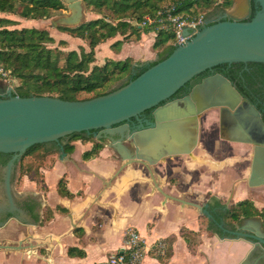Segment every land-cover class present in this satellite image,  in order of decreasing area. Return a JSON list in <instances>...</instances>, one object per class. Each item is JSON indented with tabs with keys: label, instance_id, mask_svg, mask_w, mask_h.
Segmentation results:
<instances>
[{
	"label": "water",
	"instance_id": "1",
	"mask_svg": "<svg viewBox=\"0 0 264 264\" xmlns=\"http://www.w3.org/2000/svg\"><path fill=\"white\" fill-rule=\"evenodd\" d=\"M63 1L70 14L57 18L53 24L57 28L80 25L83 0ZM190 34L185 28L184 35ZM236 62L264 63V0H235L218 20L206 19L166 59L126 85L91 99L65 100L51 95L22 97L14 94L8 78L0 76V152L21 157L33 145L55 142L65 155L61 139L87 132L112 147L124 161L118 172L140 163L155 176L153 167L174 156L187 155L196 162L213 163L211 159L195 155L194 150L199 145L203 113L217 108L220 136L252 145L248 185L264 187V120L256 106L228 77L213 73L194 85L189 94L169 100L197 75L218 65ZM150 109L154 120L141 121L135 129H130L127 122L133 118L140 121V115ZM158 191L167 197L160 187ZM26 194L41 196L36 192ZM189 204L201 215L214 219L209 203ZM15 217L29 224H36L41 218ZM219 225L224 227L222 223ZM224 232L228 238L248 240L252 245L249 261L254 258L256 264H264V236L242 227L224 229ZM24 247L23 243L0 244L2 250L18 251ZM249 261L243 264H250Z\"/></svg>",
	"mask_w": 264,
	"mask_h": 264
},
{
	"label": "crops",
	"instance_id": "2",
	"mask_svg": "<svg viewBox=\"0 0 264 264\" xmlns=\"http://www.w3.org/2000/svg\"><path fill=\"white\" fill-rule=\"evenodd\" d=\"M138 43H125L120 51L128 48L129 56L125 58L152 61L153 55L143 57ZM71 144L73 150H64L65 155L59 144L49 145L59 152L50 154L40 168L41 183L33 175L23 176L25 189L21 191L42 196L41 218L38 223L29 224L14 217L0 227V233L9 230L7 236L2 235L7 239L5 244L25 246L7 255L0 253V264H99L121 251L129 227L138 229L147 241L142 264H243L249 261L251 243L245 238H228L224 229L242 227L264 236L259 217L244 218L231 226L225 217L208 221L189 204L209 203L212 213L219 204H226L222 209L225 211L244 199L254 201L258 208L264 207V187L248 185L251 149L243 152L239 145L238 151L227 158L211 159V169L187 155L170 157L153 167L152 176L140 163L118 172L124 161L107 144L88 160L82 155L92 148L93 142L77 140ZM219 146L218 143L214 150ZM203 166L208 169L203 171ZM63 177L68 190L82 195L69 198L60 194L58 183ZM159 187L167 197L158 191ZM48 211L53 215L43 221ZM183 230L199 233L195 246L184 238ZM73 247L83 254L70 255ZM249 262L256 264L254 258Z\"/></svg>",
	"mask_w": 264,
	"mask_h": 264
},
{
	"label": "trees",
	"instance_id": "3",
	"mask_svg": "<svg viewBox=\"0 0 264 264\" xmlns=\"http://www.w3.org/2000/svg\"><path fill=\"white\" fill-rule=\"evenodd\" d=\"M83 2L86 7L104 13L103 17L89 20L76 27L60 26L59 29L75 37L87 39L91 47L89 52L82 49L81 52L71 50L66 53L57 47L52 48L49 44L54 43L55 39L48 30L35 27L10 28L16 21L0 16V66L7 72L8 79L20 81L14 88V94L22 97L51 95L65 100H84L107 94L137 78L175 50V32L167 21L169 14L186 19H194L203 14L209 19L215 11H226L231 8L235 0H83ZM63 8H65L63 0H0L1 13H16L26 19L48 18L52 10ZM158 15L162 21L141 25L147 16ZM152 32L155 33L153 48L158 54L157 59L136 61L133 57L124 60L111 58L104 64L95 63L99 45L121 36L122 38L116 39L111 45L114 49L120 50L125 43L140 41L143 35ZM257 63L264 65L261 62ZM228 66L221 64L214 67L215 73L225 75L234 83V76L226 69ZM211 74L213 73L207 70L197 75L169 100L189 94L194 85ZM245 76H249L248 73H245ZM118 82L117 87H112ZM238 90L247 98L243 89ZM81 92L87 96L79 98ZM147 111L152 114L153 109ZM63 139L66 152L73 150L72 141L93 142L92 148L83 153L84 160L96 157L104 148L102 142L95 141L93 133H74ZM51 144L56 145L55 142L36 144L25 151L20 164L22 176L33 175L41 183L40 168L50 154L59 152L58 149H50ZM58 188L60 194L69 198L82 195L81 192L75 194L68 190L65 177L59 181ZM52 215L53 212L48 211L43 221ZM223 217L230 220L231 226H236L242 219L249 217H259L264 224V207L258 208L254 201L244 199L227 208ZM182 233L190 245L197 243L198 232L183 230ZM69 254L83 252L73 247L69 249Z\"/></svg>",
	"mask_w": 264,
	"mask_h": 264
},
{
	"label": "rangeland",
	"instance_id": "4",
	"mask_svg": "<svg viewBox=\"0 0 264 264\" xmlns=\"http://www.w3.org/2000/svg\"><path fill=\"white\" fill-rule=\"evenodd\" d=\"M70 10L68 8L67 3H65V8L60 9V10H52L51 11V16L48 18L44 19H26L21 17L19 14L16 13H1L0 16L6 17L9 19H12L16 21L15 25L10 26V28H22V27H35L38 29H46L50 32V34L54 37L55 41L54 43L49 44L50 47L52 48H59L63 50L64 52H69L71 50H77L78 52H81L82 49L85 51L89 52L91 50V47L89 45V41L87 39H83L80 37H75L74 35H71L69 32H66L64 30L57 28L54 24L53 21L56 20L57 18L64 16V15H69ZM104 13L100 11H95L92 10L89 7H86L84 5V15L82 18V23H85L89 20L96 19L99 17H103ZM154 33V32H152ZM150 34V33H148ZM145 34L147 36L142 37L141 41H135L139 42V51H142L145 55L143 57L147 56H152L154 59H157L158 54L153 48L152 42V37L154 34ZM155 37V36H154ZM122 38L121 36H117L116 38H113L106 44H101L98 46L96 50V56L97 60L95 63L97 64H104L106 60L108 59H124L126 56H129L128 48H125L123 50H116L114 49L111 45L116 41V39ZM155 40V38H154ZM64 41L65 43H63ZM154 43V42H153ZM120 51V52H119ZM153 59V60H154ZM94 63V64H95ZM11 85L15 88L20 84V81L17 79H10ZM119 85L118 83L113 84L112 87H117ZM87 94L84 92H81L79 94V98H85ZM95 141L100 142L98 139L95 138ZM220 144V146L215 149V145ZM103 144H105L103 142ZM239 145L242 147L243 152L244 151H250L252 150V145L245 144V143H237V142H231L227 141L225 139H222V137L219 134V110L217 108L215 109H210L203 113L202 118H201V124H200V137H199V145L196 147L194 150V154L201 156V157H210L211 159L214 158H227V156L231 153H235L238 151ZM210 146L212 150L211 153H207V147ZM224 146L225 149L221 150L222 147ZM223 147V148H224ZM220 148V149H219ZM186 156V155H184ZM203 166L202 170L208 169V167ZM211 169V167H209ZM22 182V181H21ZM25 182L23 181L22 183H19V190H24L25 189ZM264 197V196H263ZM6 232H1L0 233V244H5L7 239L4 238V236L8 235V229L5 230ZM3 233V234H2ZM4 235V236H2ZM11 250H2L0 249V253H4L7 255L10 253Z\"/></svg>",
	"mask_w": 264,
	"mask_h": 264
},
{
	"label": "flooded vegetation",
	"instance_id": "5",
	"mask_svg": "<svg viewBox=\"0 0 264 264\" xmlns=\"http://www.w3.org/2000/svg\"><path fill=\"white\" fill-rule=\"evenodd\" d=\"M224 13L225 11L217 10L211 15L210 19L218 20ZM226 69L234 76V84L236 87L244 90L242 91L261 112L264 120V65H259L257 62H236L229 65ZM210 71L211 73H215L214 68ZM245 73H248L249 76L246 77ZM139 119L140 121L133 118L127 122L130 129H135L140 125L141 121L154 120L153 115L149 111L143 112ZM104 140L109 141L110 139L104 138ZM61 143H65V139H62ZM206 147L207 153L214 152L210 146ZM198 157L211 159L206 156ZM21 162L22 156H17L14 153L0 152V223L13 221L16 215H19L21 218L35 220L41 216L43 208L41 196L34 197L19 190V183H21L23 178L20 173ZM203 164L211 167L210 162ZM216 208L217 210L214 213L211 212L214 216L213 220L223 217V213L225 212L223 210L226 208V204L222 203ZM203 216L210 221L205 215Z\"/></svg>",
	"mask_w": 264,
	"mask_h": 264
},
{
	"label": "built area",
	"instance_id": "6",
	"mask_svg": "<svg viewBox=\"0 0 264 264\" xmlns=\"http://www.w3.org/2000/svg\"><path fill=\"white\" fill-rule=\"evenodd\" d=\"M159 15H161L159 13ZM157 17L147 16L141 25H148L157 22L160 19ZM205 16L199 15L194 19H186L178 15L167 16V21L171 29L175 32L174 45H180L184 40L194 35L205 23ZM188 28L191 34L184 35V29ZM0 76L8 78L7 72L0 66ZM10 80V79H9ZM148 250V244L145 237L140 231L134 227H129L124 233V243L121 251L112 253L108 258L99 264H142Z\"/></svg>",
	"mask_w": 264,
	"mask_h": 264
}]
</instances>
